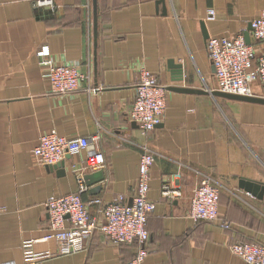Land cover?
Wrapping results in <instances>:
<instances>
[{"label":"crops","instance_id":"1","mask_svg":"<svg viewBox=\"0 0 264 264\" xmlns=\"http://www.w3.org/2000/svg\"><path fill=\"white\" fill-rule=\"evenodd\" d=\"M34 1L0 0V264H23L24 248L56 251L54 241H41L48 232L45 202L76 191L79 178L92 214L116 195L131 203L143 147L156 153L143 264H246L228 247L264 246V105L212 95L214 67L205 42L244 34L250 20L264 14V0H96L95 48L92 0H53L54 9L36 8ZM233 1L231 14L227 5ZM209 9L216 11L213 20L207 19ZM43 44L55 61L78 62L89 83L72 93H52L35 56ZM169 61L180 67H168ZM141 67L167 97L162 121L145 137L127 117ZM87 85L98 89L88 92ZM252 89L264 94L258 82ZM50 131L87 137L88 150L100 151L106 168L85 170V151L58 162L62 174L55 165H42L32 151ZM198 172L219 186L214 222L187 216ZM241 181L262 191L247 192ZM164 184L178 195L163 196ZM135 249L95 233L82 250L39 264H127Z\"/></svg>","mask_w":264,"mask_h":264},{"label":"built area","instance_id":"2","mask_svg":"<svg viewBox=\"0 0 264 264\" xmlns=\"http://www.w3.org/2000/svg\"><path fill=\"white\" fill-rule=\"evenodd\" d=\"M33 6L55 8L53 0H35ZM215 16L216 11L209 9L207 19L213 20ZM249 25V44L245 43L243 33L234 37H209L205 42L206 54L214 67L217 91L240 96H257L252 89V83L258 82L264 88V14L252 18ZM35 56L52 93H72L90 81V75L80 69L78 62L55 61L46 44L36 49ZM97 89L85 86L88 92H95ZM166 104L165 88L157 82L151 72L141 67L138 70L134 99L127 117L131 123L137 125L142 137L162 121ZM88 148L87 137L66 138L50 131L39 137L32 153L39 163L51 166L56 165L68 154L85 151L84 169L103 171L106 168L104 155ZM155 159L156 153L148 147H143L138 163L136 190L129 204L123 195H116L101 204L94 214L90 213L87 203L82 199L87 187L81 178L78 179L76 191L48 198L45 202L48 232L41 241H54L56 251L32 253L24 248L23 264H39L44 258L78 252L83 249L84 242L95 233L107 237L116 245L134 244L135 253L127 264H143L148 239L145 224L154 208L148 192L149 172ZM178 192L165 184L161 190V194L168 198L177 196ZM218 201V184L209 175L199 174L198 183L192 191L188 218L195 223L218 220ZM3 211L4 208L0 207V213ZM221 226L227 229L229 222L223 220ZM228 248L246 264H264L262 244L236 242Z\"/></svg>","mask_w":264,"mask_h":264},{"label":"water","instance_id":"3","mask_svg":"<svg viewBox=\"0 0 264 264\" xmlns=\"http://www.w3.org/2000/svg\"><path fill=\"white\" fill-rule=\"evenodd\" d=\"M162 2V1H158ZM92 11H93V23H92V37H93V47L95 48L96 46V40H97V15H96V0H92ZM249 30H250V25L248 24L247 30L244 32V40L246 44L250 43L249 39ZM168 67L170 68H179V65H174L173 62H168ZM170 90L174 91H181V92H203V91H198V90H193V89H186V88H175L171 87ZM212 95L214 96H219V97H224L230 100H237V101H243V102H249V103H255V104H262L264 105V97H258V96H240V95H234V94H228V93H223L220 91H212ZM54 167L58 168L59 174H62V167H63V162L57 163ZM97 178V182H101L103 180V175L101 172H98L94 175ZM240 186L243 187L247 192H251L252 194H257L258 190L261 192L262 187L257 184V183H250L248 181H241ZM259 192V193H260Z\"/></svg>","mask_w":264,"mask_h":264},{"label":"rangeland","instance_id":"4","mask_svg":"<svg viewBox=\"0 0 264 264\" xmlns=\"http://www.w3.org/2000/svg\"><path fill=\"white\" fill-rule=\"evenodd\" d=\"M226 4H228L226 2ZM229 7V12L232 14V12H235L236 11V7H237V3L236 1H233L231 5H227Z\"/></svg>","mask_w":264,"mask_h":264},{"label":"trees","instance_id":"5","mask_svg":"<svg viewBox=\"0 0 264 264\" xmlns=\"http://www.w3.org/2000/svg\"><path fill=\"white\" fill-rule=\"evenodd\" d=\"M36 15L40 16V13H39V11H38V13H36Z\"/></svg>","mask_w":264,"mask_h":264}]
</instances>
